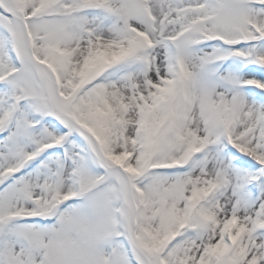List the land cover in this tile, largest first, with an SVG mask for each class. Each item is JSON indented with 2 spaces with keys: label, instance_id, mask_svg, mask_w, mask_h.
I'll list each match as a JSON object with an SVG mask.
<instances>
[{
  "label": "snow or ice",
  "instance_id": "6c2138e0",
  "mask_svg": "<svg viewBox=\"0 0 264 264\" xmlns=\"http://www.w3.org/2000/svg\"><path fill=\"white\" fill-rule=\"evenodd\" d=\"M0 264H264V0H0Z\"/></svg>",
  "mask_w": 264,
  "mask_h": 264
}]
</instances>
